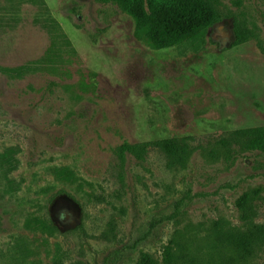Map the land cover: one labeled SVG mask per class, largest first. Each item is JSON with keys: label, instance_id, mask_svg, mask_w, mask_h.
Instances as JSON below:
<instances>
[{"label": "rangeland", "instance_id": "1", "mask_svg": "<svg viewBox=\"0 0 264 264\" xmlns=\"http://www.w3.org/2000/svg\"><path fill=\"white\" fill-rule=\"evenodd\" d=\"M212 5L156 47L113 2L0 0V264H164L170 241L173 264H264L231 239L264 225V153L233 136L264 127V0Z\"/></svg>", "mask_w": 264, "mask_h": 264}, {"label": "trees", "instance_id": "2", "mask_svg": "<svg viewBox=\"0 0 264 264\" xmlns=\"http://www.w3.org/2000/svg\"><path fill=\"white\" fill-rule=\"evenodd\" d=\"M113 2L130 14L135 21L136 31L144 32L146 38L156 47L171 45L181 39L189 37L204 28L213 18L212 0H102ZM234 142L246 151L264 153V127L240 129L234 132ZM158 146L169 157L174 158L180 153V147L171 139L158 141ZM120 150L141 159L145 148L140 144L121 145ZM244 192L238 199L236 206L240 219L248 222L247 207L258 193ZM115 235L112 230L100 233L97 238L111 240ZM232 244L242 257L253 254L255 249L264 244V225L250 223L247 228L235 233ZM173 242L170 241L162 249V262L173 264ZM146 264H153L150 257Z\"/></svg>", "mask_w": 264, "mask_h": 264}, {"label": "clouds", "instance_id": "3", "mask_svg": "<svg viewBox=\"0 0 264 264\" xmlns=\"http://www.w3.org/2000/svg\"><path fill=\"white\" fill-rule=\"evenodd\" d=\"M61 218H63V217H61Z\"/></svg>", "mask_w": 264, "mask_h": 264}]
</instances>
